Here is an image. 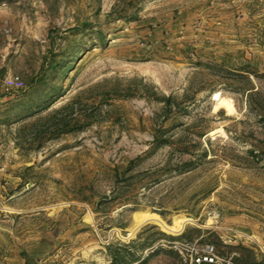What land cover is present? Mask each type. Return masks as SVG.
I'll list each match as a JSON object with an SVG mask.
<instances>
[{"label":"rangeland","instance_id":"374dc122","mask_svg":"<svg viewBox=\"0 0 264 264\" xmlns=\"http://www.w3.org/2000/svg\"><path fill=\"white\" fill-rule=\"evenodd\" d=\"M7 1L0 264H264V0Z\"/></svg>","mask_w":264,"mask_h":264},{"label":"trees","instance_id":"16d2710c","mask_svg":"<svg viewBox=\"0 0 264 264\" xmlns=\"http://www.w3.org/2000/svg\"><path fill=\"white\" fill-rule=\"evenodd\" d=\"M7 2H10L8 0ZM254 89L247 90V102H250V98L254 94ZM117 97H121L123 95H113ZM81 95L76 94L73 97H71L64 105L57 108L53 114L49 116L48 119H53L54 122L52 125L48 127L46 131H44L43 136H46L44 138H56L62 133L70 132L72 129L76 130H83L90 122H92V117H90L88 110L80 109V105L82 104ZM174 98L172 96L163 97V110L165 111L164 118L168 114H170L173 104ZM40 121V120H38ZM48 123V122H47ZM168 129H158L157 135H155V140L160 143L158 145H164L169 143L170 138L167 137L165 139H161L162 137H159V134H163L164 132H168ZM41 143V141H39ZM39 144V143H38Z\"/></svg>","mask_w":264,"mask_h":264},{"label":"built area","instance_id":"2783aa9c","mask_svg":"<svg viewBox=\"0 0 264 264\" xmlns=\"http://www.w3.org/2000/svg\"><path fill=\"white\" fill-rule=\"evenodd\" d=\"M189 264H235V262L230 258L218 256L214 246L205 245L202 251L191 257Z\"/></svg>","mask_w":264,"mask_h":264}]
</instances>
